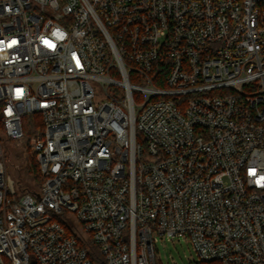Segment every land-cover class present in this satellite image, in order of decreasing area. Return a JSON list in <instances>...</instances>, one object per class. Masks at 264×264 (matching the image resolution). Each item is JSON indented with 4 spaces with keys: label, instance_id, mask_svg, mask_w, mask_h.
Returning <instances> with one entry per match:
<instances>
[{
    "label": "built area",
    "instance_id": "2783aa9c",
    "mask_svg": "<svg viewBox=\"0 0 264 264\" xmlns=\"http://www.w3.org/2000/svg\"><path fill=\"white\" fill-rule=\"evenodd\" d=\"M261 177L264 0H0V264H264Z\"/></svg>",
    "mask_w": 264,
    "mask_h": 264
},
{
    "label": "rangeland",
    "instance_id": "374dc122",
    "mask_svg": "<svg viewBox=\"0 0 264 264\" xmlns=\"http://www.w3.org/2000/svg\"><path fill=\"white\" fill-rule=\"evenodd\" d=\"M33 132L31 136H35ZM4 159L6 174L14 181L17 193L37 188L38 182L35 175L28 171L27 161L31 158L30 147H26L24 142L10 139H3ZM79 233L86 235L77 227ZM158 264H194L197 260L193 247L186 238H168L158 235L155 243Z\"/></svg>",
    "mask_w": 264,
    "mask_h": 264
},
{
    "label": "trees",
    "instance_id": "16d2710c",
    "mask_svg": "<svg viewBox=\"0 0 264 264\" xmlns=\"http://www.w3.org/2000/svg\"><path fill=\"white\" fill-rule=\"evenodd\" d=\"M40 128H42V122L40 119V115L39 114H32V115H28L24 117V131H25V137L21 142L25 143L26 147H30L29 145V140L32 137V133L35 131L37 132ZM31 148V147H30ZM30 154H31V158H27V169L29 172H31L32 174L35 175V179L38 182V187L35 188L34 190H26V191H36L38 190V188L40 187L41 184V179H40V175H39V167H38V163L36 160V156L35 154L32 152V149H30ZM88 246L90 248V255L92 256V258L98 260V261H102V255L100 254V251L98 249V247L92 243L91 241L88 243Z\"/></svg>",
    "mask_w": 264,
    "mask_h": 264
},
{
    "label": "clouds",
    "instance_id": "9594fccd",
    "mask_svg": "<svg viewBox=\"0 0 264 264\" xmlns=\"http://www.w3.org/2000/svg\"><path fill=\"white\" fill-rule=\"evenodd\" d=\"M261 181H264V177H261ZM258 183L260 182V181H257Z\"/></svg>",
    "mask_w": 264,
    "mask_h": 264
},
{
    "label": "snow or ice",
    "instance_id": "6c2138e0",
    "mask_svg": "<svg viewBox=\"0 0 264 264\" xmlns=\"http://www.w3.org/2000/svg\"><path fill=\"white\" fill-rule=\"evenodd\" d=\"M14 43V42H13ZM47 43V42H46Z\"/></svg>",
    "mask_w": 264,
    "mask_h": 264
}]
</instances>
